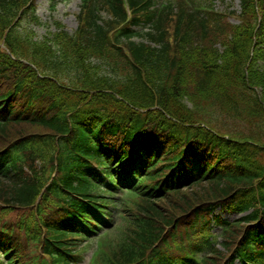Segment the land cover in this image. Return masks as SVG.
Wrapping results in <instances>:
<instances>
[{"label":"trees","instance_id":"trees-1","mask_svg":"<svg viewBox=\"0 0 264 264\" xmlns=\"http://www.w3.org/2000/svg\"><path fill=\"white\" fill-rule=\"evenodd\" d=\"M81 1L0 0V264H264V0Z\"/></svg>","mask_w":264,"mask_h":264},{"label":"rangeland","instance_id":"rangeland-1","mask_svg":"<svg viewBox=\"0 0 264 264\" xmlns=\"http://www.w3.org/2000/svg\"><path fill=\"white\" fill-rule=\"evenodd\" d=\"M213 4L217 9H227L229 10H237L240 9L239 0H212ZM80 0H57V5L55 7V10H53L52 4L49 2V0H38V13L42 17L43 21H50L52 15L62 21L68 30L73 31L77 27V18L76 15L80 10ZM230 20L233 23H237L238 19L237 17H231ZM28 27H33L35 33L37 34V37H42L47 33V28L45 26H33L27 24ZM227 122V121H226ZM240 122V121H239ZM250 122H248L249 124ZM241 122L237 126H241ZM216 213L221 214L225 218L228 219H237L240 217L236 213H228L225 211L217 210ZM215 232H219V229L215 227ZM92 250L87 253V258L83 264H88L89 257L92 254ZM236 264H241L240 262H237Z\"/></svg>","mask_w":264,"mask_h":264}]
</instances>
